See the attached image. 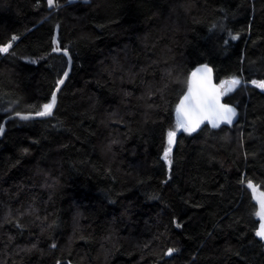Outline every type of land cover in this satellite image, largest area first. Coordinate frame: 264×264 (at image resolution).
<instances>
[{
    "label": "trees",
    "instance_id": "1",
    "mask_svg": "<svg viewBox=\"0 0 264 264\" xmlns=\"http://www.w3.org/2000/svg\"><path fill=\"white\" fill-rule=\"evenodd\" d=\"M55 1L0 0V125L51 101L56 24L72 57L54 112L0 138V264H264V0ZM200 63L240 80L239 119L175 130L169 166Z\"/></svg>",
    "mask_w": 264,
    "mask_h": 264
},
{
    "label": "snow or ice",
    "instance_id": "2",
    "mask_svg": "<svg viewBox=\"0 0 264 264\" xmlns=\"http://www.w3.org/2000/svg\"><path fill=\"white\" fill-rule=\"evenodd\" d=\"M50 6L54 4V0H48ZM238 36H232L231 39L235 40ZM17 39L16 36L12 37V41ZM11 47V41L8 45L0 46V54L8 53ZM53 51H62L59 47L53 49ZM64 55H68L67 49L63 50ZM203 71L210 74L211 69L207 65L203 66ZM68 73L65 72L64 76L67 77ZM196 73H193V77ZM64 83V79L57 81V91L60 85ZM240 80L237 78H232L228 81H222L221 86L224 90L216 89L211 85L209 77L202 78L200 81H189L188 90L184 97L181 99L180 104L177 106V128L183 129L185 132L192 133L196 131L204 120H208L212 127H219L220 123L226 122L231 123L233 118L236 116V110L228 105H223L220 103V97L225 95L227 91H232L238 84ZM254 85L264 89V81H252ZM56 92L52 93L51 101L43 105V110L36 112V116H47L52 114V109L56 105ZM20 116V113H16ZM22 119H28L29 116H22ZM3 129L0 128V131ZM176 132H168V142L167 147L164 150L162 159L171 166V152L172 146L175 143ZM248 187L253 188L252 182H248ZM255 191V189H253ZM264 196V194H261ZM261 211L257 212L261 218L260 228L256 231L255 235L262 241H264V200L260 201ZM55 246V245H53ZM176 249H168L166 255H172ZM59 264V262H57Z\"/></svg>",
    "mask_w": 264,
    "mask_h": 264
},
{
    "label": "water",
    "instance_id": "3",
    "mask_svg": "<svg viewBox=\"0 0 264 264\" xmlns=\"http://www.w3.org/2000/svg\"><path fill=\"white\" fill-rule=\"evenodd\" d=\"M47 3H48V0H47ZM48 6L50 8H56L55 0H54V4L52 6H50L49 3H48ZM57 34H58V24H56V26H55V30H54L53 37H52V45H53V48L59 47L62 50V51H59V52L55 51L57 54H63L64 55L63 50L65 48L60 47L59 42H58V39H57ZM65 56H66V59H67L66 67H65V70H64V72L62 73V75L60 77V79H62V78L64 79V83L62 85H60L58 91H57V84H56V86L53 89V92H56V94H57L56 95V105H57V101H58V94H59L62 86L65 84V82H66V80H67V78L70 75V72L72 70V57H71L69 51H68V55H65ZM205 65H207V67L212 70L210 74H208V73H206V72L203 71V66H205ZM65 72L68 73L67 77L64 76V73ZM193 73H196V76L195 77H193ZM205 77H209L210 78V81H211V85L212 86H214L216 89L221 90V86L215 80V75H214L213 67L211 65H209L208 63H200V64L196 65L189 72L186 89H185V91L183 92V94L181 95V97L179 98V100L177 102V105H176V108H175V117H176V119H177V111H176L177 110V106L180 104L181 99L184 97V95L186 94V92L188 90L189 81L190 80H192V81H200L202 78H205ZM51 98H52V95H51ZM220 103L223 104V105H228V106L234 108L236 110V116L233 118V120H232L231 123H226V122H223L222 121L220 123L219 127H221V126H232L235 123H237V121L239 119V108L235 104L225 101L224 95H222L220 97ZM56 105H55V107H56ZM55 107L52 109V113L54 112ZM16 113H20V116H17ZM35 113L36 112H13V113L8 114L4 118V120L2 121V123L0 125V128L3 129L2 131H0V138L2 137V135H3V133H4L5 129H6V121L8 119H11V118H20V119H22L21 118L22 116H29L28 119L44 118V117L50 116V115H47V116H36ZM205 125H208L209 127L214 128V127H212L211 123L208 122V120H204L203 123H201V125H200V127L198 129L202 128ZM219 127H215L214 129H217ZM261 200H264V197L261 196V195H258L257 196V201H258V204H259L258 212L261 211V203H260Z\"/></svg>",
    "mask_w": 264,
    "mask_h": 264
},
{
    "label": "rangeland",
    "instance_id": "4",
    "mask_svg": "<svg viewBox=\"0 0 264 264\" xmlns=\"http://www.w3.org/2000/svg\"><path fill=\"white\" fill-rule=\"evenodd\" d=\"M9 43H7L6 45H8ZM4 46V45H3ZM232 79V78H231ZM228 80H230V79H228ZM228 80H222V81H228ZM222 81H220V84H221V82ZM224 90V88H222V91ZM230 91H227L226 92V94H228ZM225 94V95H226ZM173 129H170L169 131H175V130H179L178 128H177V121H175V123H173ZM183 130V129H182ZM168 131V132H169ZM168 132H167V142H168ZM166 147H167V145H166ZM253 189H255V191L253 190ZM251 190H252V192H253V194H254V196L255 197H257L258 195H261V194H264V193H262V191H260L259 189H257L255 186H253V188H251ZM264 197V196H263ZM260 224H261V218H260ZM66 264H71V263H66Z\"/></svg>",
    "mask_w": 264,
    "mask_h": 264
},
{
    "label": "bare ground",
    "instance_id": "5",
    "mask_svg": "<svg viewBox=\"0 0 264 264\" xmlns=\"http://www.w3.org/2000/svg\"><path fill=\"white\" fill-rule=\"evenodd\" d=\"M55 3H56V1H55ZM65 67H66V65H65ZM64 70H65V68H64ZM64 70H63V72H64ZM213 71H214V69H213ZM63 72H62V73H63ZM61 75H62V74H61ZM60 77H61V76H60ZM59 79H60V78H59ZM59 79H58V80H59ZM215 80H216V79H215ZM216 82L221 86L220 82H218L217 80H216ZM261 89H262V88H261ZM221 90H222V86H221ZM263 90H264V89H263ZM230 92H231V91H230ZM230 92H229V93H230ZM236 106H237V105H236ZM237 107H238V106H237ZM35 112H36V111H35ZM37 112H39V111H37ZM259 227H260V225L258 226V229H259ZM258 229H257V230H258Z\"/></svg>",
    "mask_w": 264,
    "mask_h": 264
}]
</instances>
